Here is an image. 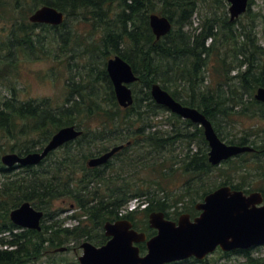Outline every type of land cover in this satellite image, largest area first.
Segmentation results:
<instances>
[{"label": "trees", "instance_id": "1", "mask_svg": "<svg viewBox=\"0 0 264 264\" xmlns=\"http://www.w3.org/2000/svg\"><path fill=\"white\" fill-rule=\"evenodd\" d=\"M101 1L0 0V21L14 20V22L12 21L13 27L8 38L9 44H0V64L4 63L3 59L6 60V57L11 56V44L22 46L24 50H27L28 47L42 50L41 46L49 36L52 37V41L58 40L55 37L54 27L48 25L39 26L29 22V16L38 7L50 5L61 11L73 10L76 13L77 10L75 8L86 6L82 15L79 12L76 14L79 17H83L94 29H97L98 22L96 17H94L93 11L88 7L96 8ZM110 2L111 0L107 1L106 7L114 1ZM118 2L121 10L116 14L115 25L119 24V29H115L111 25V30H109V26H106L108 32L104 33L101 41L104 46L102 51L107 53L111 50L112 53L121 55L132 65L134 71L139 75V81L133 85L136 95V102L133 106L127 109L120 107L106 67L102 69L97 66L91 68L90 71L96 72L100 70L102 74L100 80L92 81L91 74L88 77L83 76L81 82L86 91L81 95L79 94L80 100L77 101L75 100L78 98L76 89H73L68 84L66 103L58 108L53 107L49 100H44L41 103H35L34 101L24 103L16 98L7 100V98L0 97V139L4 136L3 138L9 140L15 139L24 142L22 145H9L12 152L19 149L18 153L21 155L24 153L25 155L38 151L31 148V146H37L38 142H41L44 146L54 133L66 126H76L84 130L83 135L75 142H71L65 146L67 149L65 150V154H63L65 161L61 158L55 161L56 166L53 169V174H50V176H45L40 172L41 168L39 167L45 161L39 167H27L22 170V172L27 173L24 177L30 173H40V176L34 177L32 182L17 185L16 183H10L8 180L11 178L6 177L0 184V264H26L27 257L25 254L27 253L30 257L35 256L40 250H44L43 246L46 242L55 246H61L65 239L86 237L87 240L95 245L102 246L108 241V237H106L103 230L104 224L108 221L115 222L128 219L134 223L136 229L147 232L149 236L156 234V231L149 227L143 228L140 226L136 216L139 212L148 215L151 212L161 211L171 218L172 212V214H179V210L183 208L192 217L198 214L194 206L195 201L197 199H204L212 191V187H219L212 185L209 187V185H205L203 182L204 178L211 174L213 167L208 162L207 155L206 168L204 170L201 164H199L200 159H198V155L196 158L194 155L191 159H187L189 156L187 154L186 157H183L180 169L175 170L171 168V158L167 153V148L171 146V142L181 140L192 143L195 135L187 132L186 128H180L179 119L171 115L168 116V110L153 101L150 93L153 84L161 83L176 99L185 105L201 110L209 119L214 121L212 116H214L216 110L213 114L212 110L215 106L224 103V100L220 99V94L212 93L211 87L206 86L207 75L211 78V83L222 84L220 76H224L226 73L227 79L225 84L230 90H238L240 92L238 96L232 95L233 98L236 97L237 99L233 108H228L232 112L230 115L235 113H233L234 110H237L236 113L241 116L247 115L248 117H253L259 115L260 117H264V104L254 100L255 89L264 87V75L261 77L260 75L256 76V88L251 93V99H253L252 101L255 104L252 109L241 108L240 103L243 93H241L239 87L232 85L234 80H238L239 86L242 88H245L249 83L248 77L250 75L251 63H249L246 70L241 72V69L246 64V61L240 58L243 57L241 50L237 49L239 51L237 58L239 59L235 62L228 63L227 60L215 56L209 60L206 71L201 72V68L206 63L208 56H211V50L214 46H217L218 40L207 45V41L211 38L214 40L215 36L213 32L214 26L210 24L205 25L199 34L193 36H190L189 32L186 34L183 31L184 27L193 24L192 20L199 11L200 1L118 0ZM252 3L253 1L251 0L249 11H251ZM110 8L108 7V14L103 19V23H108ZM150 13L168 17L173 21V29L179 30L174 34L172 30L166 37L157 40L149 24ZM197 28H200V26ZM197 28L195 29L196 32ZM38 29L40 30L37 31ZM181 35L190 37L184 41ZM254 46L257 50L259 49L255 43ZM7 52H9L8 55H5ZM133 53H139L137 58L142 61L143 66L137 65L136 59L134 60L130 55ZM153 62H155V65ZM230 67H239L240 72L238 76L232 78L228 76V72L233 71L229 69ZM1 72L3 70L0 68V76ZM215 73L217 74L216 76H214ZM92 84L97 88L96 92L92 88ZM140 86H142V89H140ZM16 93L17 89L14 88L12 96H15ZM142 97L145 100H141ZM230 100L232 101V99ZM141 108L145 109V111H142ZM228 110L225 109L224 113H228ZM160 113L163 114L166 123L171 125L172 120V126L176 127L174 136H172L171 132L164 134L155 132L149 136L146 134L147 131L152 129L150 126L153 117ZM219 113L221 112L218 111L215 115ZM80 117H83V119ZM87 119L98 123V126L96 128L89 127L86 123ZM18 121L23 122L21 126L18 124ZM186 123L192 126L190 122L187 121ZM18 128H20V137H15V129L17 130ZM125 128L127 131L123 135L121 130ZM37 133L41 134V140L29 139V136ZM219 133L221 134V132ZM21 136L25 139L24 141L21 139ZM256 136L254 133H247L246 136L237 141V144L242 146L252 144L256 149L255 153L246 154L242 159L254 157L258 163H263L264 138L261 141ZM144 140L146 141L144 142ZM91 142L95 144L103 142L102 150L88 151L86 145ZM230 142L235 143L233 140ZM123 143L125 145L124 149L115 156V158H119V166L121 164L124 167L129 165L128 159L123 160V158L126 150L132 151L133 166L145 175L142 180L143 182H149L148 185L134 184L137 172L133 168L131 177L134 178H127L120 185L110 186L105 169L111 167V162L98 168H89L86 165L71 173L62 171V166L65 168L69 167L73 158H80L82 156L94 157L108 151L111 147L122 145ZM129 143L130 145H128ZM71 147H74V149L71 150ZM7 148L3 143H0L2 152H5ZM16 169L13 168L12 170ZM10 171L11 169H7L1 165L0 172L6 175ZM113 171L117 170L114 169ZM179 173L182 174V180L187 178L188 174L193 176L195 173L192 179L199 176L200 179H195V182L197 180L200 184L195 182L192 184L189 180L183 191H173L170 197L164 185L171 189V176ZM228 183L230 182H222L220 185ZM235 188L239 187L236 186ZM9 193L13 195L11 198L9 197ZM65 197L73 198L76 201V211L78 213L72 216V218L77 219L79 224L74 228L62 227V225L56 227L57 225L53 224L44 225V231L37 232L34 230H21L10 220L11 211L20 207L25 202H31L34 207L43 210L46 217L52 218L54 201ZM186 198H190L191 200H188L182 207L179 206L181 203H184ZM133 199L147 204L146 208L121 216V210ZM171 199L175 200L171 202ZM189 204H192V206L189 207ZM49 232L50 235L47 236L46 234H49ZM7 233L11 235V238L14 237V239L9 241L6 237L2 236ZM25 236H28L30 239L32 238V240L36 239V244L30 246L31 248L29 247L25 252L23 248L25 241L19 243L21 247L19 250L9 249L15 244L18 245V240L25 239ZM59 241H63V243ZM140 247L144 253L146 245L143 244ZM239 252L247 256L250 254L248 251ZM217 254L222 258L230 256V254H223L220 251ZM213 261L214 257H211L199 263H216H213ZM247 264H264V260L249 257Z\"/></svg>", "mask_w": 264, "mask_h": 264}, {"label": "rangeland", "instance_id": "2", "mask_svg": "<svg viewBox=\"0 0 264 264\" xmlns=\"http://www.w3.org/2000/svg\"><path fill=\"white\" fill-rule=\"evenodd\" d=\"M107 1L110 0H105V1L102 0L96 8L88 7L90 8V10L93 11L92 14L95 15L94 17H96V20L98 22L97 29H94L89 22L85 21L83 17H79L76 14L77 12H79L80 15H82L86 7V6H78L77 8H75L77 10L76 13L73 12V10H66V12L64 11L66 15V22L60 27H54L55 37L58 40L52 41L51 40L52 37L49 36L48 38H46L43 45L41 46L42 50H37L31 47H28L27 50H24L22 46H19L17 44L15 45L11 44V52H12L11 56L6 57V60L3 59L4 63L0 64V68L3 70L0 76V97L7 98V100H12L16 98L20 102H24V103H27L29 101H34L35 103H41L44 100H49L51 101L53 107L58 108L65 105L67 98L66 95L68 90L67 85L70 84L73 89L74 88L76 89V92L78 94V98H76L75 100L76 101L80 100L79 94L81 95L83 92L86 91L85 87L81 82V78L83 76L88 77L91 74L92 81L95 82L97 80H100L101 78L100 76L102 75L100 70L99 71L97 70L95 72V71H90V69L96 66L101 67L103 69L106 67L105 66L106 59L107 58L110 59L114 57V55L111 54V51H109L110 53L109 52L104 53L102 51L104 46L101 41L104 33L108 32V30H106V26H109L108 27L109 30H111L110 27L111 25L113 26V28L119 29V24H116L117 27L115 25V18H116V14L120 12L121 6L118 0H111V2L113 1L114 2L106 7L105 4H107ZM197 1H200L199 2L200 8L198 13L193 17L192 20L193 24L184 27L183 31L186 32V34L187 32H189L190 36H193L199 34L205 25L210 24L214 26L213 32L215 36H214V40L213 38H211L207 41V45L209 43L218 40L217 46H214L213 49L211 50L210 52L211 56H208L206 63L201 68V72L206 71L209 60L215 56L217 58L227 60L228 63L235 62L237 59H239L237 58L238 57L237 54L239 53L237 49L241 50L243 57L240 58L246 61V64L241 69V72L246 70L249 63L252 64V65L250 64V75L248 77L249 83L245 88H242L241 86H239V81L234 80L232 85L234 87H239L241 89V93H243V97L240 103L241 108L252 109L255 104L252 107V104L254 102L253 101L251 102V100H253L251 99V93L254 90V88H256V83H257L256 76L258 77L260 75L261 77L264 75V0H252L253 3L251 5V11L247 12L239 20L231 19L230 16L231 4L229 3L228 0H197ZM108 7L110 8V12H109L110 17L108 18L109 19L108 23H103V19L106 18L108 14ZM210 16H214V17H210ZM12 21L14 22V20L0 21V44H4V43L9 44L8 38L11 29L13 27ZM198 26H202V27L197 28ZM225 27H229L230 29L229 28L225 29ZM196 28H197V32L195 31ZM39 30L40 29H38L37 31ZM178 30L179 29H173V34L176 33V31ZM226 30H228V32ZM246 30H248L249 32ZM116 34L118 35V33ZM181 36L183 37L184 41L190 37L187 35H181ZM254 43L258 45L259 47L258 50L254 46ZM8 53L9 52L5 53V55H8ZM130 55L134 60L136 59L137 65L143 66L142 61H140L137 58L139 53L138 54L133 53ZM153 63L155 65V62ZM238 68L239 67H230L229 69L233 71L228 72V76L231 78L238 76L240 72ZM216 75L217 74L215 73L214 76ZM220 77L222 84H214V82L211 83V78L209 77V75H207L206 86H208L209 88L211 87L210 88L211 92L220 94V99L222 98L221 100H224V103L215 106L214 109L212 110V114L215 110H216L215 113H217L218 111L221 112L217 115H215L214 113V116L212 117L214 120L213 122L218 127V130L219 132H221L222 137H224V141L226 143H229V141L233 140L235 143H237V141L240 138L246 136L247 133H254L255 135H257L256 137L260 138L262 141V138H264V117H260L259 115L253 117H248L247 115L241 116L236 113L237 110H234L233 113L234 112L235 113L230 115L232 113L231 109L233 108L235 100L237 99L236 97L233 98L232 95L238 96L240 92L238 90H230V88L225 84V81L227 79L226 73L224 76H220ZM14 88L17 89V93L15 94V96H12ZM92 88L94 89L95 92L97 91V88L93 84H92ZM259 88L261 87L255 89L254 97ZM140 89H142V86H140ZM143 89L147 91L145 87H143ZM246 97H248L249 101L247 100ZM230 99H232V101ZM141 100H145V98L142 97ZM254 100L257 101L258 103L264 104L263 102L256 100V98H254ZM248 104L250 107L248 106ZM228 108L231 109L228 110ZM225 109L228 110L227 111L228 113H224ZM141 110L145 111V109L143 108H141ZM167 115L170 116L171 113L168 112ZM80 118L83 119V117ZM164 119L165 118L162 113H160L157 116H154L152 124L150 126L152 127V129L146 132V134L149 136L152 134V131H154L153 133H155L158 129H159L158 130L159 134L160 133L164 134L166 132L167 133L173 132L174 127L172 126V120L170 125L166 123ZM216 120L219 122H217ZM179 122H180L179 124L180 128H186L188 130L187 132L195 135L193 142L190 144L191 151L195 152L196 150H198L196 154L194 153L195 158L197 155L199 156L198 158L200 159L199 164H201V166L205 170L206 152L209 151V147L207 146V144L204 143L203 138L200 137L201 134L200 131L198 130V126H191L190 129H188L187 127L189 126H186L184 120L179 119ZM22 123L23 122L18 121V124H20V126ZM86 123L89 127L92 128H96L98 126V123L92 122L90 120L86 121ZM19 129L20 128H18L17 130L15 129V135H16L15 137H20ZM126 131L127 129L125 128L121 130V133L124 135ZM3 137L2 139H0V143H3V145L8 148L5 149L6 150L5 152H2L0 149L1 151L0 160L2 159V156H4L5 154L12 153V151H10V146L17 144L22 145L24 143L17 141L15 139L9 140ZM40 137L41 134L37 133L29 136V139L41 140L42 138L40 139ZM21 139L23 141L25 140L23 136H21ZM145 141L146 140H144V142ZM42 146H43L42 143L38 142L37 146H31V148H34L36 150L41 148ZM188 146H189V142H186L185 145L175 144L174 141L171 142V146L167 148V153L171 158V168L175 170L180 169V166L183 163V157L187 156L185 153L188 151ZM86 147L88 151L89 150L99 151L102 150L103 148V142L102 143L98 142L96 144L90 143V145L88 144L86 145ZM73 149L74 147H71V150ZM65 150H67L66 147L62 148L61 150H58L55 154L48 157L46 162L39 167L41 168L40 171L41 174L45 176H50V174H53L54 172L53 167L56 166L55 161H58L59 158L64 159L65 161V158L63 156V154H65ZM16 152L18 153L19 149H17L13 153ZM106 152L107 151L103 152V154ZM176 156H178L179 158H175ZM193 156L194 155L188 156L187 159H191V157ZM90 158L91 157L88 156L73 158V161L69 164V168L68 167L65 168L62 166V171L71 173L80 168H83L86 165L88 166V159ZM126 158L129 161V165L126 167H124L122 164L119 166L120 163L118 162L119 158L118 159L114 158L108 161V163L109 162L112 163L111 167L105 169L106 177L109 179L108 181L109 185L113 187L115 185L122 184L124 179L134 178L131 177L134 169L137 172L135 176L136 178L134 180V184L148 185L149 182H143L142 180L145 177V175L140 173V171L133 166L132 151L130 150L125 151L123 160ZM247 160L248 161H246V159L243 160L234 159L226 163H222L215 170H213V173H211L208 177L204 178L203 181L204 184L209 185V187L210 185L217 186L221 184L224 181V179H228L233 181L234 184L243 182L242 187L244 188H249L253 186V189L255 190H259L258 189L259 187L261 190L264 191V161L263 163H258L257 159H255L254 157L251 158L249 157ZM1 165L4 166L1 163L0 167ZM48 165L49 167H47ZM114 169H116L117 171L114 172L113 171ZM22 170L23 169H17V170L11 169V171L6 175L0 172V184L3 182L4 179H6V177L11 178L8 180L10 183L13 184L16 183L17 185L18 184L20 185V184H25L27 182L30 183V181L32 182L34 177L40 176V173H30L28 176L24 177V175H27V173L22 172ZM181 175L182 174L179 173L177 175L171 176V189H169L168 186L164 185L170 197H171V192L173 191L174 192L183 191L185 185L187 184V181L189 182V180L195 176V173L193 176L188 174L187 178H184L183 180ZM196 183L200 184V182H198L197 180ZM12 196H13L12 193H9V197L11 198ZM174 200L175 199H171V202ZM188 200L190 201L191 199L186 198L184 203H181L179 206L182 207L187 203ZM198 202H201V200L197 199L194 205ZM53 205H54L53 206L54 209L52 211L53 216L52 218L45 217L43 220V225L56 224L57 225L56 227H58V225H62V227L74 228L76 225L79 224L78 220H74L70 218V215L76 213V209H77L76 201L73 198H68V197L61 198L59 200L54 201ZM136 206L137 203L132 202L130 204L129 210L134 209ZM191 206L192 204H189V207ZM183 211L184 209L182 208L179 210L180 212L179 214L171 213V218L178 219L182 213H185ZM136 216L137 219L139 220L141 227L143 228L149 227V222H148L149 214L147 215L139 212L138 214H136ZM43 231L44 230H42V232ZM46 235L49 236L50 232L49 234ZM2 236L6 237L9 241L14 239V237L12 238L10 237L11 235L9 233L3 234ZM24 238L25 239L18 240L19 241L18 245L15 244L13 245L12 248L9 249L19 250L21 248L19 243L25 241V243H23V248L25 252L30 246L36 244L37 242L36 239L32 240V238L30 239L28 236H25ZM84 241H88L86 237H78V238L75 237V238L65 239L64 243L63 241H59L63 243L61 246L68 248V250L62 252L56 251V249L61 246H55L46 242V244L43 246L44 250L39 251L40 254L38 253L33 257L32 256L30 257L27 253L25 254V256L27 257L26 264H80L79 257L83 254V249L81 248V245L83 244ZM212 257H214L213 263L216 262L214 264H247L249 257L254 259L264 260V246H261L253 250L251 254H249V256L244 255L242 253H235V254H231L229 257L226 258H222L219 254H215ZM180 264H199V263L185 262Z\"/></svg>", "mask_w": 264, "mask_h": 264}, {"label": "water", "instance_id": "3", "mask_svg": "<svg viewBox=\"0 0 264 264\" xmlns=\"http://www.w3.org/2000/svg\"><path fill=\"white\" fill-rule=\"evenodd\" d=\"M231 3V18L235 20L248 10L249 0H228ZM30 21L39 24L59 26L64 22V13L52 6H43L35 11ZM150 25L158 38L172 29L167 17L156 14L150 16ZM108 72L115 87L120 104L128 107L134 103L133 92L128 84L138 77L131 65L117 56L108 62ZM152 97L159 104L173 113L194 123L201 124L210 145L209 160L218 165L224 160L253 151L252 147L232 146L225 144L216 133L212 122L199 110L184 106L170 95L159 84L151 89ZM258 101L264 102V88L256 94ZM81 132L74 126L59 130L45 147L42 153L35 152L26 156L6 154L3 163L13 168L33 166L41 163L50 152L75 140ZM123 147L119 146L89 161L90 167L106 164ZM202 211L194 220L189 214L180 216L178 223L166 218L163 212L150 214V225L158 230L156 236L147 241L144 233L133 229L130 221L108 222L105 225L106 235L110 238L106 245L96 247L91 242H84V253L80 264H170L196 257L205 259L221 247L224 251L248 250L264 245V198L261 193L246 195L243 191L224 186L209 194L203 203L197 205ZM11 220L18 226L41 230L43 211L37 210L29 202L10 214ZM147 242L148 253L141 255L135 243ZM64 251L65 249H60Z\"/></svg>", "mask_w": 264, "mask_h": 264}, {"label": "bare ground", "instance_id": "4", "mask_svg": "<svg viewBox=\"0 0 264 264\" xmlns=\"http://www.w3.org/2000/svg\"><path fill=\"white\" fill-rule=\"evenodd\" d=\"M64 13V12H63ZM218 15H220V14H218ZM223 15V14H222ZM210 17H214V16H210ZM208 18V17H207ZM217 18H218V16H217ZM202 19V18H201ZM220 19H221V17H220ZM232 19V18H231ZM66 22V15H65V13H64V22L61 24V25H59V26H55V27H60V26H62L64 23ZM173 22V21H172ZM221 22H222V20H221ZM220 23V22H219ZM228 24V23H227ZM199 25H201V24H199ZM116 27H117V25H116ZM201 27V26H200ZM231 27V26H230ZM234 27V26H233ZM224 28V27H223ZM222 28V29H223ZM226 28H229V27H225V29ZM187 29H188V27H187ZM192 29V28H191ZM202 29V28H201ZM230 29V28H229ZM172 30L173 29H171L169 32H167V34L166 35H164V36H162L161 38H158L155 34V36H156V38H157V40H161L162 38H164V37H166L168 34H170L171 32H172ZM232 30V29H231ZM234 30V29H233ZM227 32H228V30H226ZM246 31H248V30H246ZM251 31V30H250ZM191 32H193V31H191ZM225 32V31H224ZM249 32V31H248ZM222 33V32H221ZM245 33H247V32H245ZM250 33H252V32H250ZM238 34V33H237ZM255 37V36H254ZM71 49V48H70ZM75 49V48H74ZM66 51V50H65ZM71 51V50H70ZM67 52V51H66ZM35 53V52H34ZM83 53V52H82ZM81 53V54H82ZM76 54V53H75ZM78 55H80V54H78ZM69 59V58H68ZM99 71V70H98ZM77 81V80H76ZM176 82V81H175ZM166 84V83H165ZM78 85V84H77ZM171 85V84H170ZM81 86V85H80ZM79 86V87H80ZM176 87V86H175ZM261 88H263V87H261ZM260 89V88H259ZM258 89V90H259ZM184 90V89H183ZM181 91V90H180ZM250 97V96H249ZM247 98V100H248V97H246ZM255 98V97H254ZM257 100V99H256ZM249 101V100H248ZM247 102V101H246ZM251 102H252V100H251ZM250 102V103H251ZM257 102V101H256ZM251 105V104H250ZM253 105H254V103L252 104V107H253ZM248 106H249V104H248ZM255 106V105H254ZM250 107V106H249ZM251 109V108H250ZM251 113V112H250ZM227 118V117H226ZM218 120V119H217ZM216 120V121H217ZM217 122H219V121H217ZM224 124V123H223ZM226 126V125H225ZM157 128V127H156ZM220 129V128H219ZM151 130V129H150ZM159 130V129H158ZM156 131V132H158L159 133V131ZM194 130V129H193ZM79 131L81 132V136L83 135V133H84V130H82V129H80L79 128ZM148 132V131H147ZM151 132V131H150ZM192 132V131H191ZM153 133V132H152ZM91 134V133H90ZM94 136V135H93ZM197 137V136H196ZM200 137H202V136H200ZM93 138V137H92ZM179 139V138H178ZM190 139V138H189ZM202 139V138H201ZM196 140V139H195ZM88 142V141H87ZM92 143V142H91ZM89 144V143H88ZM75 145V144H74ZM90 145V144H89ZM122 145H124V144H122ZM198 145V144H197ZM144 146V145H143ZM91 147V146H90ZM87 148V147H86ZM203 148V147H202ZM154 150V149H153ZM174 150V149H173ZM1 152V151H0ZM157 152V151H156ZM203 152H205V151H203ZM106 153H108V152H106ZM106 153H104V154H106ZM154 153V152H153ZM24 154V153H23ZM104 154H102V155H104ZM155 154V153H154ZM203 154V153H202ZM6 155V154H5ZM4 155V156H5ZM193 155V154H192ZM1 157V156H0ZM138 157V156H137ZM2 158H3V156H2ZM92 158V157H91ZM90 158V159H91ZM109 160H111V159H109ZM88 162H89V159H88ZM50 165V164H49ZM49 165L47 166V167H49ZM53 166V165H52ZM68 167V166H67ZM66 167V168H67ZM81 167H83V166H81ZM6 168H8V169H13V168H9V167H6ZM69 168V167H68ZM51 169H52V167H51ZM53 169H54V167H53ZM66 171V170H65ZM69 171V170H68ZM45 172V171H44ZM49 172V171H48ZM60 173V172H59ZM173 213V212H172ZM85 232V231H84ZM74 234V233H73ZM90 239V238H89ZM85 242V241H84Z\"/></svg>", "mask_w": 264, "mask_h": 264}, {"label": "flooded vegetation", "instance_id": "5", "mask_svg": "<svg viewBox=\"0 0 264 264\" xmlns=\"http://www.w3.org/2000/svg\"><path fill=\"white\" fill-rule=\"evenodd\" d=\"M197 152H198V150H196L195 152L191 151V146H188V151L186 153L189 154V156H191L192 154L195 155ZM240 157H242V156H240ZM258 189H259V187H258ZM245 190L253 192L255 189H253V186H252V187H249V188H245ZM255 191H258V190H255Z\"/></svg>", "mask_w": 264, "mask_h": 264}]
</instances>
